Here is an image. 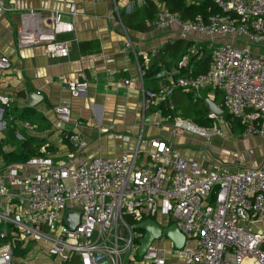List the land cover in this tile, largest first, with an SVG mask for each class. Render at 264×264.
I'll use <instances>...</instances> for the list:
<instances>
[{
	"label": "built area",
	"instance_id": "built-area-1",
	"mask_svg": "<svg viewBox=\"0 0 264 264\" xmlns=\"http://www.w3.org/2000/svg\"><path fill=\"white\" fill-rule=\"evenodd\" d=\"M143 1L129 0L128 7ZM208 1L221 13L185 20L160 3L156 17L147 21L148 27L160 30L176 26L185 40L196 33L230 41L212 48L210 67L197 76L183 73L193 53L182 55L167 82L156 89L146 87L145 69L138 61L135 80L143 109L167 102L177 91L201 98L205 90H219L229 121L212 111L211 126L180 116L164 120L177 132L203 140L224 139L225 125L234 122L243 137H264V0ZM70 13L77 15L74 6ZM70 36H75V24L61 12L21 13L19 48L43 46L50 57H67ZM124 39V48L138 58L126 29ZM11 64L7 56L0 57V71ZM67 85L78 96L89 82L84 78ZM0 102L1 124L12 100L0 95ZM57 111L62 122L71 121L67 107ZM21 123L34 129L29 121ZM66 138L73 149L67 162H55L44 145L41 156L0 168V264H16L17 251L27 250L28 244L45 247L58 264H264V160L244 167L219 160L201 165L175 156L173 142L153 139V150L138 144L131 153L79 162L76 154L88 142L75 132ZM124 139L130 141V136ZM67 210L80 213L75 229L64 223ZM145 220H153L162 234L140 255L144 232L133 226ZM172 226L184 236L181 247L165 233ZM21 264H27L24 257Z\"/></svg>",
	"mask_w": 264,
	"mask_h": 264
},
{
	"label": "crops",
	"instance_id": "crops-1",
	"mask_svg": "<svg viewBox=\"0 0 264 264\" xmlns=\"http://www.w3.org/2000/svg\"><path fill=\"white\" fill-rule=\"evenodd\" d=\"M154 1L158 6L162 3L159 0ZM128 4L129 0H0V57L7 56L12 63L11 68L0 71V95L11 98V108L14 110L0 124V142L5 144L7 151L15 149L8 147L6 137L10 132L6 131L18 127L19 132L24 130L29 136L43 139L42 146H51V150L47 149L57 163L67 162L68 155L73 152L66 138L70 132L79 133L88 142V147L76 154V161L79 162L97 156L111 158L123 152L131 153L138 144L142 150H153L150 146L153 139L173 142L175 156L196 161L201 165H210L213 159H218V150L223 146V139H209L215 144L216 155L207 157L194 152L189 154L179 146L186 142L205 143L209 140L177 132L171 123L164 120L160 107L155 103H151L144 111V99L135 80L138 61L145 70L161 67L163 62L159 60V50L182 38L176 26L167 30L150 27L145 30L126 28L121 19V11L129 13L134 9L129 8ZM73 6L77 11L75 17L70 13ZM28 10H37L44 14L58 11L63 13L65 19L74 22L75 36L68 39L67 57H50L43 46L23 49L18 47L17 30L21 13ZM124 29L131 37L138 58L133 51L124 48ZM183 41V48L199 54L201 59L204 52L230 39L217 37L210 40L193 33ZM175 60L169 57L170 62L166 67L162 66L159 72L146 77V87L156 89L165 84L168 75L175 68ZM162 69L168 75L157 78ZM84 78L89 82L87 91L78 96L72 95L67 82ZM127 79H133V82L125 85L124 81ZM31 92H36L42 98L33 107L28 106ZM182 95L177 94L175 100ZM202 96L209 97L218 104L223 101L222 92L205 90ZM26 107L30 108L29 120L34 122L33 124L29 121L34 126L32 130H26L21 123L28 121V118L25 120L20 117ZM60 107L70 110L69 123L60 120L57 111ZM12 116L19 120L11 119ZM38 127L40 128L37 129ZM230 133L233 138L243 137L234 133L232 128ZM18 136L20 137L17 134ZM124 136H130V141H126ZM259 160L257 159L254 166L261 163L262 160ZM30 245L32 246L29 244L25 255L16 256V264H21L23 257L27 264H42L46 261L58 264L45 247L35 245L32 250Z\"/></svg>",
	"mask_w": 264,
	"mask_h": 264
},
{
	"label": "trees",
	"instance_id": "trees-1",
	"mask_svg": "<svg viewBox=\"0 0 264 264\" xmlns=\"http://www.w3.org/2000/svg\"><path fill=\"white\" fill-rule=\"evenodd\" d=\"M170 8L173 13L178 14L182 19H193L197 15H203L206 19L210 15L221 13L220 9L211 1L202 0L194 4H187L185 0H159ZM158 12V5L154 0H144L140 2L131 12L126 13L121 11V19L126 28L133 30H145L148 28L147 21H151L156 17ZM184 39L176 40L173 43L166 44L161 50H159V60H161V67L167 66L169 57L175 60V68L177 66L178 60L184 54L189 53L188 48H183ZM82 46V45H81ZM83 47V46H82ZM212 52V50H211ZM211 52H204L201 59H199V54H193L190 58V62L186 69L183 70L184 74L197 76L201 73L207 71L211 63ZM166 63V64H165ZM156 69L149 68L145 70V78L151 77L154 73L159 72L160 68ZM168 69V67H167ZM191 69V73L189 72ZM216 92H221L215 90ZM177 94H183L181 98L175 97ZM183 97V98H182ZM221 106L225 113V118L229 121L230 116L224 109L223 101H221ZM160 110L164 116L176 117L180 116L184 119H192L202 126H211L213 119L208 117L210 109L204 98L195 97L192 93H187L183 91H177L174 93L167 102H163L159 105ZM29 107L22 110L21 118L27 119L29 116ZM14 113L12 108L7 109L5 113V119H8L9 115ZM232 131L236 134H242V128L238 123L234 122L231 124ZM38 127L37 129H39ZM44 140L38 137L29 136L24 132L23 134V148L21 152H16L15 150L7 151L4 148V143L0 142V163L3 165L25 162L31 157L41 156V146ZM51 150V146L48 147ZM134 224V223H132ZM27 250L19 249L17 255H25Z\"/></svg>",
	"mask_w": 264,
	"mask_h": 264
},
{
	"label": "rangeland",
	"instance_id": "rangeland-1",
	"mask_svg": "<svg viewBox=\"0 0 264 264\" xmlns=\"http://www.w3.org/2000/svg\"><path fill=\"white\" fill-rule=\"evenodd\" d=\"M207 52L210 53L211 48ZM221 116L225 119L224 112L223 114H221ZM148 119L150 120L149 117ZM28 121H30L29 118ZM30 122L34 124L33 121ZM225 129L227 130L226 137L222 141L223 146L222 147L220 146L218 150L220 154L219 155L217 154L218 159H213V160H219L221 163L234 162V165L237 167L254 166V164L257 163V159L264 160V137L247 136V137L233 138L230 133V129H231L230 124H226ZM17 130H19L18 127H16L14 130L11 129L7 130L6 132H10V133L9 135H7L6 140L8 142L9 148L12 147L15 149L16 152H21L23 148V138L19 136L17 137V134L23 136L24 130L20 132ZM240 138H242V140H240ZM205 140H209V139H205ZM214 147H215L214 142L210 140L206 141L205 143H198L196 141L186 142L179 146L180 149L187 151L189 154L194 152L196 155H204L207 157H210L211 155H216L215 153H217V150H214ZM2 165L3 164L0 163V168L2 167ZM35 245L36 244H32V246L30 245L32 250L34 249L33 247ZM167 245L171 246L172 244L167 242ZM28 248H29V244H28ZM51 258L55 259L52 256ZM42 264H54V263L46 261V262H42Z\"/></svg>",
	"mask_w": 264,
	"mask_h": 264
},
{
	"label": "water",
	"instance_id": "water-1",
	"mask_svg": "<svg viewBox=\"0 0 264 264\" xmlns=\"http://www.w3.org/2000/svg\"><path fill=\"white\" fill-rule=\"evenodd\" d=\"M167 71L162 69L157 75V78H162L167 76ZM41 96L36 92H31L28 96V106H35L40 100ZM204 101L208 105L210 111L217 115L223 114L224 110L222 106L216 103L213 99L209 97H204ZM194 121V120H193ZM196 122V121H195ZM80 221V213L76 211L67 210L64 216V223L71 229H75ZM134 230L143 231L144 235L140 239V246L138 252L142 255L149 246L153 243L155 239H158L162 234V229L153 220H145L133 226ZM166 235L173 240L177 247H181L184 244V236L178 231L176 226L170 227L165 231Z\"/></svg>",
	"mask_w": 264,
	"mask_h": 264
}]
</instances>
